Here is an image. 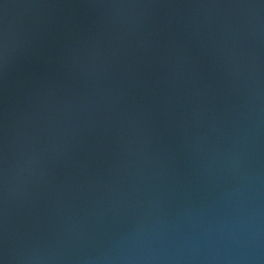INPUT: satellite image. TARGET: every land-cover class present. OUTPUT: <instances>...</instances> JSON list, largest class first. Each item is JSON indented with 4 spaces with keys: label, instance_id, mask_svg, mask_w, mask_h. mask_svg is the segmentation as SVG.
Segmentation results:
<instances>
[{
    "label": "water",
    "instance_id": "water-1",
    "mask_svg": "<svg viewBox=\"0 0 264 264\" xmlns=\"http://www.w3.org/2000/svg\"><path fill=\"white\" fill-rule=\"evenodd\" d=\"M0 264H264V0H0Z\"/></svg>",
    "mask_w": 264,
    "mask_h": 264
}]
</instances>
